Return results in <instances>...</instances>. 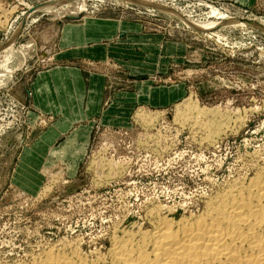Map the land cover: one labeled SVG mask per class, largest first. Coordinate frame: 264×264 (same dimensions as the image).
<instances>
[{
  "label": "rangeland",
  "instance_id": "1",
  "mask_svg": "<svg viewBox=\"0 0 264 264\" xmlns=\"http://www.w3.org/2000/svg\"><path fill=\"white\" fill-rule=\"evenodd\" d=\"M46 1L52 0H0V47L12 41L24 57L8 79L0 78V124L18 122L22 146L32 143L24 136H35L38 129L30 130L25 106L15 93L24 96L30 75L56 64L52 55L40 56L39 42L52 47L59 23L66 21L62 16L82 4L90 15L139 19L149 31L136 50L142 91L150 85L176 88L182 95L169 101L142 98L133 109L128 107L127 115L105 116V125L96 123L89 143L79 155L75 152L78 157L65 153L70 148L58 154L55 150L48 164L31 166L33 170L23 166V172L33 176H11L22 151L13 138L9 149L0 152V264L29 262L53 244L66 251L83 248L89 259L97 248L100 257L94 259L111 264L108 251L122 236L120 230L151 229L152 207L202 206L205 196L251 175L264 163V29L250 23L264 27V0H151L154 5L67 0L66 5L42 8ZM155 5L170 6L195 21L218 23L236 17L251 25L233 23L207 33ZM213 7L225 17L211 15ZM4 55L0 48V62ZM122 56L123 64L105 67V107L117 103L111 100L114 88L133 87L128 79L133 55ZM81 65L100 70L89 63ZM190 100L211 108L218 114L215 119L228 123L211 145L201 144L200 134L194 136L175 118L178 111L188 110Z\"/></svg>",
  "mask_w": 264,
  "mask_h": 264
},
{
  "label": "bare ground",
  "instance_id": "2",
  "mask_svg": "<svg viewBox=\"0 0 264 264\" xmlns=\"http://www.w3.org/2000/svg\"><path fill=\"white\" fill-rule=\"evenodd\" d=\"M55 1L54 5L41 7H56L60 1L62 5L69 3L67 0ZM131 1L144 5L156 4L151 0ZM159 7L169 14L176 15L194 29L213 30L221 24L246 22L236 17L227 18L214 7L211 8L210 14L223 16L226 20L218 23L195 21L186 18L185 14L175 11L170 6ZM78 9H86V6L82 4ZM10 42L0 47L5 50V57L0 62L1 79H8L22 66L24 59L20 52H12ZM33 49L36 51V46ZM15 58L19 60V66ZM187 106L188 110L178 111L175 118L186 127L189 126L194 136L200 134L201 144L211 145L218 133L226 132L228 123L215 119L218 114H215L214 110L206 106L201 107L191 100ZM143 117L146 119L147 113H144ZM177 206H180V211ZM148 216L152 224L151 229L147 227L143 230L138 226L139 231L134 233L135 231L131 232V229L127 230L126 226H123L124 228L120 230L122 236L114 243L111 242L113 246L108 251L111 264H264V163L256 166L251 175L246 174L205 196L202 206L193 207L186 203L171 206L159 204L149 210ZM53 245L49 246L45 253L41 251L43 255L34 256L29 262L24 260L22 264H100V261L94 259L100 257L97 248L95 255L89 259L82 253L83 248L80 250L75 247L72 251H66L64 248H57L58 244L55 245L56 248ZM92 251L94 252L93 248Z\"/></svg>",
  "mask_w": 264,
  "mask_h": 264
},
{
  "label": "crops",
  "instance_id": "3",
  "mask_svg": "<svg viewBox=\"0 0 264 264\" xmlns=\"http://www.w3.org/2000/svg\"><path fill=\"white\" fill-rule=\"evenodd\" d=\"M138 20L89 13L80 20L60 22L52 47L39 42L43 46L39 49L40 56L50 54L56 64L30 75L24 83V96L15 93L25 106L30 130L32 126L38 131L35 136L30 135L32 138L24 136V141L29 138L32 143L22 146L11 176H33L31 171L25 174L23 166H30L33 170L31 166L46 165L55 150L58 154L60 150L65 152L70 148L71 151L65 153L77 156L89 143L96 123L105 125V116L127 115L128 107L133 109L142 98L153 100L160 97L166 101L180 98L182 93L174 90L176 88L157 89L149 85L148 90L142 91V84L140 82L139 85L137 78L141 66L135 62L140 55L136 50L149 31ZM12 52L17 53L16 48L13 47ZM123 53L133 55L128 64L131 71L128 79L133 87L118 91L114 88L111 100L117 103L105 107L108 88L105 67L121 64ZM80 62L89 63L100 70L86 69ZM143 93L147 96L143 97ZM46 117L53 120L47 122ZM70 163L76 165L75 161Z\"/></svg>",
  "mask_w": 264,
  "mask_h": 264
},
{
  "label": "water",
  "instance_id": "4",
  "mask_svg": "<svg viewBox=\"0 0 264 264\" xmlns=\"http://www.w3.org/2000/svg\"><path fill=\"white\" fill-rule=\"evenodd\" d=\"M127 1L135 3L134 1H131V0L130 1L127 0ZM55 2H56L55 0H54V2H47L46 1V2H43L40 5L41 6H48V5H51V4L55 3ZM60 2H62V1H60ZM60 2H58L57 5H62L63 4V3L61 4ZM155 6H157V5H155ZM87 13H89L87 8L86 9L75 8L74 12H67L66 14H64L63 19L66 20V21L80 20ZM243 21L249 22L246 19H243ZM250 23L252 25L259 26L262 29H264V27H262L261 25L255 23L253 21L250 22ZM221 25H226V24H221ZM221 25H219L217 27L219 28ZM216 28H214V31L216 30ZM196 30H201V31H204V32H207V33L213 32V30H207V29L205 30V29H201V28H196ZM18 121L20 122L19 118H18ZM19 127H20V124L18 122H14V121H8L7 123L0 124V152L1 153H4L5 149L8 148V145L12 142L13 138H17L18 146H19V148H21L23 134H22L21 131L19 132V130H18Z\"/></svg>",
  "mask_w": 264,
  "mask_h": 264
}]
</instances>
